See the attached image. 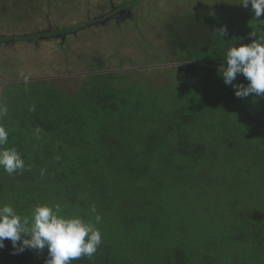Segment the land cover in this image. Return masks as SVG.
<instances>
[{
  "label": "trees",
  "instance_id": "1",
  "mask_svg": "<svg viewBox=\"0 0 264 264\" xmlns=\"http://www.w3.org/2000/svg\"><path fill=\"white\" fill-rule=\"evenodd\" d=\"M101 1L110 11L99 19L18 39L70 34L140 3ZM239 3L194 0L180 13L150 4L153 13L143 8L132 25H158L164 51L147 49V61L129 70L122 59L115 68L92 59L75 90L51 79L7 83L0 124L26 168H0V204L29 217L38 204L91 222L99 214L102 243L72 264H264V98L236 97L219 75L231 45L264 35V14L256 20L251 4ZM158 58L170 65L169 81H141ZM47 259V248L17 252L8 239L0 248V264Z\"/></svg>",
  "mask_w": 264,
  "mask_h": 264
},
{
  "label": "rangeland",
  "instance_id": "2",
  "mask_svg": "<svg viewBox=\"0 0 264 264\" xmlns=\"http://www.w3.org/2000/svg\"><path fill=\"white\" fill-rule=\"evenodd\" d=\"M87 1L64 0L67 7H60L58 0H0V38H10L0 43V95L4 92L6 84L13 81L35 82L51 79L63 89L75 90L89 73L88 69L94 62L92 59L97 57L108 62L111 68H115L119 59H122L125 70L134 69L133 65L145 57L144 53L149 51L147 49L157 53L158 49L164 51L165 48L164 38L159 37L158 29H152L158 25L147 23L144 26L149 25V29L142 27L139 30L132 25L136 16L146 11L151 14L153 13L151 10L161 13L164 9L170 13L173 11L178 13L194 0H140L132 9H120L119 12L108 15L105 20H97L87 28L70 34L58 33L33 39H18L30 34L59 31L90 18L99 19V16L110 11V8L100 6L101 0H94L92 3ZM110 1L115 4V8L129 2ZM202 1L212 6L221 2L223 5H229L230 9H234L239 2V0ZM184 2L188 3L183 6ZM150 4L151 10L148 7ZM223 5L219 10H224ZM38 6L40 10H36ZM184 10H188V7ZM128 19L130 22H127ZM111 21H114L113 25ZM137 22L141 21L137 18ZM141 31L143 33H140ZM120 38H123L121 43ZM155 60L158 64L145 67V71H148L145 74L146 78H141V81L149 79L159 83L169 81L173 75L168 74L170 65L159 64L161 58ZM194 218L197 219L198 216L194 215ZM189 232L191 237H187L186 242H195L197 234L193 230H186L184 233L187 235Z\"/></svg>",
  "mask_w": 264,
  "mask_h": 264
},
{
  "label": "clouds",
  "instance_id": "3",
  "mask_svg": "<svg viewBox=\"0 0 264 264\" xmlns=\"http://www.w3.org/2000/svg\"><path fill=\"white\" fill-rule=\"evenodd\" d=\"M240 5L247 8L251 4L255 19L264 14V0H240ZM225 30L221 32V36ZM251 43L231 45L226 51V59L219 74L226 85L235 89V96L245 98L251 94L264 98V35L253 31ZM238 75L248 81L233 83ZM7 109L0 108V118L6 115ZM9 130L0 124V168L9 175L25 170V161L15 147H7ZM95 213V208L92 209ZM102 221L99 214L95 222L78 215H63L59 205L38 204L31 216H22L7 203L0 204V248L5 239L17 252L35 249L38 252L48 250L45 264H72L81 257L91 259L102 243V234L97 227ZM19 242V243H18Z\"/></svg>",
  "mask_w": 264,
  "mask_h": 264
}]
</instances>
